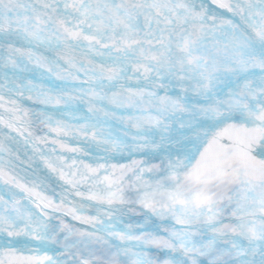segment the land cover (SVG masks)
Here are the masks:
<instances>
[{"label": "snow or ice", "instance_id": "6c2138e0", "mask_svg": "<svg viewBox=\"0 0 264 264\" xmlns=\"http://www.w3.org/2000/svg\"><path fill=\"white\" fill-rule=\"evenodd\" d=\"M0 264H264V0H0Z\"/></svg>", "mask_w": 264, "mask_h": 264}]
</instances>
